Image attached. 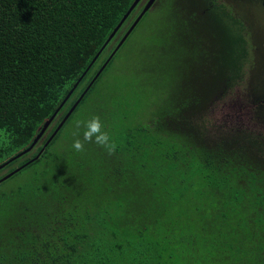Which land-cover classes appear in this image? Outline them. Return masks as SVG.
<instances>
[{
	"label": "trees",
	"instance_id": "obj_1",
	"mask_svg": "<svg viewBox=\"0 0 264 264\" xmlns=\"http://www.w3.org/2000/svg\"><path fill=\"white\" fill-rule=\"evenodd\" d=\"M134 1L0 0V264H264V135L210 118L246 25ZM92 116L113 154L71 148Z\"/></svg>",
	"mask_w": 264,
	"mask_h": 264
},
{
	"label": "rangeland",
	"instance_id": "obj_2",
	"mask_svg": "<svg viewBox=\"0 0 264 264\" xmlns=\"http://www.w3.org/2000/svg\"><path fill=\"white\" fill-rule=\"evenodd\" d=\"M153 1L140 0L138 7L144 9ZM218 1L225 3L246 25L250 56L244 79L222 99L215 100L210 118L219 124L244 127L264 135V0ZM138 36L139 33L136 34L137 39ZM55 120L51 118L45 121L31 151L41 144Z\"/></svg>",
	"mask_w": 264,
	"mask_h": 264
},
{
	"label": "clouds",
	"instance_id": "obj_3",
	"mask_svg": "<svg viewBox=\"0 0 264 264\" xmlns=\"http://www.w3.org/2000/svg\"><path fill=\"white\" fill-rule=\"evenodd\" d=\"M75 128L76 131L73 133L74 139L71 145L74 151L84 152L87 143H95L109 155L116 151L117 145L112 140L110 133L105 130L99 116H92L87 120H77Z\"/></svg>",
	"mask_w": 264,
	"mask_h": 264
},
{
	"label": "water",
	"instance_id": "obj_4",
	"mask_svg": "<svg viewBox=\"0 0 264 264\" xmlns=\"http://www.w3.org/2000/svg\"><path fill=\"white\" fill-rule=\"evenodd\" d=\"M138 1H139V0H135V1L133 2V4H132L131 8H132V7H133ZM152 1H153V0H151V2H152ZM151 2H150V3H151ZM148 7H149V5H147V6L144 8V10H146ZM133 24H134V23H133ZM132 26H133V25H132ZM127 33H128V32H127ZM125 36H126V35H125ZM125 36H124V37H125ZM124 37H123V39H124ZM123 39H122V40H123ZM122 40L119 42V44H121ZM119 44H118V46H119ZM4 178H5V177H4ZM2 179H3V178H2Z\"/></svg>",
	"mask_w": 264,
	"mask_h": 264
}]
</instances>
